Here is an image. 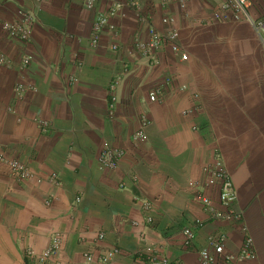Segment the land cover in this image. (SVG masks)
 <instances>
[{
	"label": "crops",
	"instance_id": "crops-1",
	"mask_svg": "<svg viewBox=\"0 0 264 264\" xmlns=\"http://www.w3.org/2000/svg\"><path fill=\"white\" fill-rule=\"evenodd\" d=\"M128 1L98 0L96 9L105 11ZM140 1L146 5L141 4L143 12L151 6V26L159 33L167 30L162 18L174 19L171 27L179 34V43L187 54L186 68L190 70L189 78L178 81L187 83L185 94L197 92L201 96L197 117L205 119L202 124L209 127V135L205 136L210 141L199 143L192 136L190 139L183 129L172 127L158 134H168L172 141H178V132L186 141L193 139L192 146L185 147L184 151L191 156L187 173L198 179L204 177L199 165L209 162L205 158L209 150L211 154L218 152L235 187L237 209L244 213L256 254L253 260L239 264H264V182L263 177L259 179L264 172V46L249 22L264 20V0H245L246 6L239 18H229L226 22L212 19V13L225 0H189L183 9L168 0ZM27 3V0L0 2V18L11 20L12 15L16 18L17 7ZM58 5L62 6L59 2ZM78 5L83 9L81 3ZM70 13L73 12L56 17L61 28L69 19H78ZM111 20L120 27L123 42H129L137 31L146 40L147 27L139 26L137 14L126 5ZM80 21L75 23L78 30L83 24ZM231 23L232 26H223ZM78 30L71 34L77 37ZM49 39V33L35 28L30 44L24 45L8 40L0 32V50L15 61L12 68L0 67V154L6 157L24 154L33 174V179L21 185L13 184V194H9L12 201L1 204L0 263L30 264L22 257L23 249L31 248L39 253L49 244L51 235L57 233L62 239L61 248L49 264H80L82 253L98 246L120 249L114 264H142L137 252L148 244L168 256L170 264H199L193 251L181 248L180 229L193 218L203 222L196 237L197 245L205 243V236L223 232L228 237L225 253L236 254L242 241L237 227L208 221L196 197L197 206L181 194L167 197L152 192L151 187L157 185L152 171L149 177L140 169L144 181L140 178L134 186L130 181L133 176L129 178L128 174L130 165L126 170L120 165L113 171L98 170L92 154H88L94 148L78 144L75 137L81 135L90 140L91 128L86 120L99 118L106 110V83L115 66L102 52L101 41L99 51L89 54L92 60L83 66L51 61ZM164 53H167L165 58L170 56L167 49ZM26 54L31 58V66L22 70L19 58ZM16 83L32 88L20 101L13 99ZM186 97H179L180 106L185 102L186 108L192 107L193 102ZM36 119L52 122L55 129L49 136L41 135ZM78 119L87 127L77 128ZM261 136L262 142L258 143ZM3 170L0 164V182L6 180ZM51 174L57 175L58 187L48 183ZM80 193L82 201L73 204L74 197ZM205 194L214 200L217 198L214 188ZM48 195L52 196V203L46 207L43 202ZM135 196L151 202L153 224L136 229L130 226V221H141ZM99 232L105 235L101 244L95 242Z\"/></svg>",
	"mask_w": 264,
	"mask_h": 264
},
{
	"label": "rangeland",
	"instance_id": "rangeland-1",
	"mask_svg": "<svg viewBox=\"0 0 264 264\" xmlns=\"http://www.w3.org/2000/svg\"><path fill=\"white\" fill-rule=\"evenodd\" d=\"M75 1L78 2L74 3ZM138 1L140 5H145L140 0ZM0 2L6 3L7 0H1ZM27 2V5L18 6L17 9H24L32 16L34 20L33 30L37 28L42 32L49 33L50 39L47 48L50 54V59H53L51 61L70 63L74 64V66H83V63H87L92 60L89 54L99 51L98 47L101 41V45L103 46L102 52L106 53L107 58L111 59L112 61L111 64H114L115 66L111 79L106 83V110L104 111L103 115H100L99 118L86 120L91 128V134L88 136L90 140L86 138L83 139L84 136L81 135L75 137L78 144L84 143L86 146L89 144V146L94 148L92 152L90 150L88 153L92 154V161L97 163L98 155L102 151L104 145H111L112 147L120 149L124 152V157L118 166H124L123 170H126L127 165H130L131 169H129L130 173H128L129 178L132 176H135L136 178L138 177V182L136 183L137 185L141 178L139 172L140 169L149 177L152 175L149 174V171H152L154 172L157 181L155 188L151 187L152 192H160V194H163L167 197L169 194H181L189 201L193 200L195 202L196 191L190 189L188 184L189 182L201 181L202 179H198L195 176H191V174L187 173L190 169L191 156L186 154L184 151L185 147L190 148L192 146L194 143L193 139L191 141H186L184 135L179 132V134L177 133L176 135L178 141H172V136L168 134H158L159 131L172 127L177 128L178 130L183 129L185 132L189 133L190 139L192 136L193 138L198 139L199 143L201 141L202 144H205V142L210 141V137L202 135L201 133H195L191 129L194 124L201 126L205 119L197 117V114L194 116H183L181 114L182 110L186 108V105H184V102V104L180 106V98L184 97L185 99L186 95L188 100L191 99L190 92L185 94L183 92L180 93L177 91L180 85L187 84L185 82L178 81L179 79L184 80L185 78H189L190 70L186 68L187 61L180 62L178 58L174 57L171 53H168L170 56L165 58L164 54L167 53H164L166 50L164 49L160 54V63L156 66L149 65L139 56V54L130 50V44L134 33L131 35V38H129V42H123L124 39H121L122 34L120 32V27L112 20H110V24L113 26V30L103 31L97 49H89L87 42L89 41L90 37V26L96 14L104 11H97L96 6L93 10L86 11L78 5L81 3L80 0H47L41 4H37L35 0H27ZM58 2L62 6H59ZM125 3L126 2H124L123 5H125ZM63 5L66 6L63 7ZM142 5L141 8H143ZM150 10L152 11V9ZM66 11L73 12L70 13L73 16L76 14L78 19L75 21L69 19L68 21L70 22L67 21L68 24H64L63 28H61L60 23L56 22V17L65 15V13H67ZM63 12L64 14H62ZM11 18V20L6 21L14 22L16 19L13 18V15ZM78 20L83 21V24L79 25L83 31L78 30L76 26V24H78ZM232 25L233 24L231 23L224 24L223 26ZM75 30L80 31L77 37H75V34H71V31L75 32ZM140 39L142 41L145 40L142 38ZM113 45L118 46V51L113 52L111 50V46ZM30 50L35 49L30 48ZM83 51L85 53H83ZM25 56L28 55L26 54L21 56L19 60ZM7 57L11 59L14 66L15 61H13V58L9 57L8 55ZM103 58L106 57L104 56ZM165 77L170 80L171 84L166 87V93L164 92L163 100L157 103L149 102V92L153 91V89L161 88V82ZM115 82L117 83L115 84ZM198 101L200 103L202 102L201 96H199V94ZM187 108H189V106H187ZM199 114L200 113H198V115ZM143 120L146 122L145 140L142 142H137L134 140V135L141 127ZM38 121L48 122L51 126L48 132L44 134L40 133L41 135L49 136L50 132L55 129L52 122L44 119H36L34 122L38 127L39 132L40 128ZM81 123L82 121L78 119L75 126H77V128H84L85 123L84 125ZM61 125L65 126V123H62ZM93 126L95 127L92 128ZM76 139L72 141H76ZM260 142H262V136L258 137V143ZM251 145H253L252 142ZM211 151L209 150L210 153H208V156L206 155L205 157L207 160L209 159V161L211 160L212 154L214 152L213 151L211 154ZM0 158V164L4 168L2 173L6 175V180L0 182L1 208V204L3 202L7 203L12 201L10 199L11 197H9V194H13V184L21 185L20 183H16L11 178L10 170L6 164V161L18 160L23 163L29 171L30 169L29 166H27L28 163L24 154L13 153V157H6L0 154ZM207 162L208 161H206V163ZM204 165H199L201 167L200 170L202 169V172ZM97 168L101 172H104V170L98 166V163ZM262 177L264 182V172L259 175V179H262ZM37 182H39V180ZM258 183L260 184L262 181ZM258 183H255L254 185L258 186ZM148 188L149 187H147V189ZM4 197H6V199ZM139 197L144 198L142 196ZM256 201L263 204V201L260 199H256ZM193 219L196 220V218ZM187 225H189V223Z\"/></svg>",
	"mask_w": 264,
	"mask_h": 264
},
{
	"label": "built area",
	"instance_id": "built-area-1",
	"mask_svg": "<svg viewBox=\"0 0 264 264\" xmlns=\"http://www.w3.org/2000/svg\"><path fill=\"white\" fill-rule=\"evenodd\" d=\"M1 1V0H0ZM47 0H35L37 4H41ZM84 10L91 11L96 6L97 0H80ZM189 0H168V3L177 5L183 9ZM245 0H225L212 13V19L219 22H226L229 18L237 20L239 13L245 9ZM128 8L137 14V20L140 27H147V38L142 41L139 32L133 34L130 50L139 54L151 66H156L160 63V54L164 49H167L174 57H177L180 62L187 61V54L184 52L182 45L179 43V34L171 25L173 18L164 17L161 22L167 27L164 33H159L151 26L152 12L142 11L138 0H129L125 4ZM123 3H117L108 8L104 12L96 14L91 26L90 37L87 42L89 49H96L99 45L100 37L103 31L113 30L110 20L123 9ZM229 14L231 15L229 17ZM252 29L259 37L260 42L264 46V20L249 21ZM34 20L32 16L24 9L16 10V19L9 22L0 18V31L6 38L16 41L20 44H29L32 37ZM118 46H111L113 52L118 51ZM31 66V58L25 56L21 58L19 67L22 70H27ZM0 67L12 68L13 63L7 55L0 50ZM119 79V78H118ZM117 79V80H118ZM118 82V81H117ZM115 82V84L117 83ZM170 80L165 77L161 82V88L153 89L148 94V101L157 103L163 100L166 87L169 86ZM32 89L17 83L13 87V99L20 101L25 96L27 90ZM179 92H188L187 85H180ZM190 100L193 102L192 107L182 110L183 116H194L200 113L201 106L198 103V94L190 92ZM112 107V106H110ZM40 133L44 134L50 129V124L45 121H38ZM145 120L142 121L141 127L134 135V140L142 142L145 140ZM192 131L209 135V127L207 124L192 126ZM124 157V152L114 148L111 145H104L102 151L97 158L98 166L104 171H113L118 167V164ZM2 158V157H1ZM0 158V159H1ZM3 160V158H2ZM10 170L11 178L16 183H23L31 180L32 174L28 168L18 160L6 161ZM204 177L201 181L189 182L188 187L196 191V200L200 204L201 210L206 214L208 221L213 223H221L227 226L237 227L242 241L236 254L225 253V245L227 243V234L217 232L215 234L205 236V243L197 245L196 237L198 230L202 228L203 223L199 220H193L189 225L180 229V234L183 238L181 248L183 250L193 251L198 258L199 264H239L242 262L253 260L256 257L254 245L251 236L248 233L244 222V213L237 209V194L233 185L232 179L227 173L225 166L217 153L214 151L211 160L203 168ZM132 184H136L137 178L134 176L130 179ZM48 183L51 187H58V177L56 174H51L48 177ZM217 190V198L213 200L205 193L210 189ZM135 202L140 205L141 221H130V226L134 229L140 226L147 227L153 224L155 215L153 213L152 204L149 200L139 196L134 197ZM82 201V194H77L73 199V204L78 205ZM52 203V197L45 198L43 204L48 207ZM105 240L103 232L96 234L95 242L101 244ZM62 239L60 234L54 233L51 235L49 244L41 252L36 253L31 248H25L22 251L24 257L30 264H49L52 263L58 255L61 248ZM121 251L118 247H96L95 250H86L82 253V261L80 264H114L116 258L120 256ZM137 254L142 257V264H170L168 256L159 253L153 244H148L146 248L141 249ZM55 264H58L54 262Z\"/></svg>",
	"mask_w": 264,
	"mask_h": 264
}]
</instances>
